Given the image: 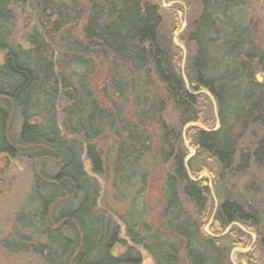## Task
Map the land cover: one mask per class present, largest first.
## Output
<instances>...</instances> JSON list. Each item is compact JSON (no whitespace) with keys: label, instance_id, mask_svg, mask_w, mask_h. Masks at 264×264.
I'll return each instance as SVG.
<instances>
[{"label":"trees","instance_id":"16d2710c","mask_svg":"<svg viewBox=\"0 0 264 264\" xmlns=\"http://www.w3.org/2000/svg\"><path fill=\"white\" fill-rule=\"evenodd\" d=\"M171 1L0 0V159L35 166L5 250L43 264H141V249L153 264H236L253 233L237 262L264 264V13L255 0ZM18 5L31 21L20 42ZM149 156L167 167L151 222ZM107 164L123 234L97 204Z\"/></svg>","mask_w":264,"mask_h":264},{"label":"rangeland","instance_id":"374dc122","mask_svg":"<svg viewBox=\"0 0 264 264\" xmlns=\"http://www.w3.org/2000/svg\"><path fill=\"white\" fill-rule=\"evenodd\" d=\"M162 2L164 3L165 7H168L173 1L169 3H165L164 0H162ZM253 6L255 12H257L258 8H260L262 9L260 13H264V0L253 1ZM16 11L18 16H17L16 29L14 32L13 39L16 42H20L22 41L24 32L31 27V21L27 19L28 14L26 13L27 9L25 7L18 5L16 7ZM257 28H258V40L260 37L261 39L263 38V42H264V22L262 17L260 16L258 17L257 20ZM179 32L174 37L176 38L177 41H178L177 36ZM1 60H2V53L0 52V62ZM262 66L263 67H260L255 71V76L259 75L261 78L260 83L264 85V65ZM171 118L173 117L170 114V116L167 119H164L163 121L167 122L168 119ZM17 126H18L17 120L14 119V127L17 128ZM186 140L187 139L185 137L184 138L185 145L193 149L186 143L187 142ZM104 144H106V142ZM192 154H194V149H193V153L188 155L191 156ZM146 162L149 164L148 167L149 177L147 179V184L144 186V189L142 188L143 198L141 199H144L147 202L149 208L151 207L150 213L148 214L147 217V219L151 222L156 219L157 212L159 211L158 204L162 199L160 188L163 183V179L167 167L166 165L157 164L155 160H152V156H149ZM37 163L38 162L35 161V165ZM83 165L85 170L91 174V171L89 169L86 160H83ZM109 165L107 164V169L108 168L109 169L105 177L97 176V179L100 181V185H101L100 195L97 204L99 208H101L102 210L106 211V213H108L109 217L114 222L119 224L122 232L121 234H123V226H122L123 223L118 219V216L116 215L123 216L128 205L125 198L121 194H119V192H117L112 186L111 168ZM33 169L35 170V166L32 164V162L28 161L23 157L12 158V157L2 156L0 159V264H43L39 259V257L37 256V254L33 253L32 250H28L25 252L10 253L1 246V241L5 238L12 237V235L14 234L13 231L17 228V224L15 222L16 212L19 211L21 208L26 207V205H28L29 195L32 187ZM203 176H208V174H205ZM137 187H138L137 189L141 188L140 186ZM128 198L130 197L128 196ZM207 223L205 224V226L203 225V229L205 232H206L205 227ZM209 232L210 234H213L210 230ZM123 240L125 243L128 244L127 239H123ZM27 245L29 246V248L32 249V247L34 246L33 241H30V243H27ZM250 246L246 248L250 249ZM124 248L125 247L123 245H116L115 248L113 249V252L115 254H119L120 252L123 251ZM235 248H242V247H235ZM140 251L143 258L141 264H153V261L150 258V256L147 254V252L142 249ZM239 251L240 250H235L232 254V260L236 264H238L237 254Z\"/></svg>","mask_w":264,"mask_h":264},{"label":"water","instance_id":"95a60500","mask_svg":"<svg viewBox=\"0 0 264 264\" xmlns=\"http://www.w3.org/2000/svg\"><path fill=\"white\" fill-rule=\"evenodd\" d=\"M184 25H185V23L182 24V28L184 27ZM180 30H181V29H180ZM176 35H177V33H176ZM174 43L181 47V49L183 50V57H184V56H185V48L183 47V45H181L180 43H178V41L176 40V38H174ZM183 61H184V58H183ZM183 61H182V63H183ZM183 77H184L185 83H186V85H187V80H186V77H185L184 74H183ZM255 78H256V80H257L258 82H260L261 78H260L259 75H256ZM203 92H206V93L209 95V97H210V99H211V101H212V104H213V106H214V111H215V113H216V104H215V101H214L213 96H212L209 92H207V91H203ZM188 125H195V126H196L197 124H196L195 122H190L189 124H186V125L184 126V129H185ZM218 126H219V124H218V122H216V127H218ZM199 127L201 128V126H199ZM183 138H185L184 133H183ZM186 147H187L188 150H189V155H190L191 153H193V149L189 148L187 145H186ZM189 155H188V156H189ZM187 172H188V174H189V170H188V169H187ZM203 175H205V173H203ZM210 221H211V218H210L209 222H210ZM232 224H233V223H232ZM232 224H230L229 226H227L226 230H225L223 233H225V232L229 229V227H230ZM208 226H209V223L206 225L205 230H206L207 233L210 234L209 229H208ZM250 234H251V236H252V243H253V241H254V239H255V235H254L253 233H250ZM247 249H248V248H245V249L234 248V249L232 250V253H231V254H233V252H234L235 250L246 251Z\"/></svg>","mask_w":264,"mask_h":264},{"label":"bare ground","instance_id":"6f19581e","mask_svg":"<svg viewBox=\"0 0 264 264\" xmlns=\"http://www.w3.org/2000/svg\"><path fill=\"white\" fill-rule=\"evenodd\" d=\"M198 126H200V125H198ZM201 128H203L202 126H201ZM205 129V128H204ZM188 157V156H187ZM187 157L184 159V161H186L187 160ZM188 169V167H187V165H186V170ZM189 170V169H188ZM188 173V172H187ZM205 174H207V173H205ZM201 175H203V173L201 174ZM192 178V177H191ZM193 179V178H192ZM233 224H236L235 222H233ZM209 234V233H208ZM217 236V235H216ZM251 245H252V243H251Z\"/></svg>","mask_w":264,"mask_h":264}]
</instances>
